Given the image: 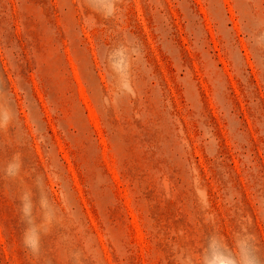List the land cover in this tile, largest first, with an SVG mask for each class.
<instances>
[{
    "label": "rangeland",
    "instance_id": "obj_1",
    "mask_svg": "<svg viewBox=\"0 0 264 264\" xmlns=\"http://www.w3.org/2000/svg\"><path fill=\"white\" fill-rule=\"evenodd\" d=\"M239 242L264 264V0H0V264Z\"/></svg>",
    "mask_w": 264,
    "mask_h": 264
},
{
    "label": "clouds",
    "instance_id": "obj_2",
    "mask_svg": "<svg viewBox=\"0 0 264 264\" xmlns=\"http://www.w3.org/2000/svg\"><path fill=\"white\" fill-rule=\"evenodd\" d=\"M25 247L32 248L27 236L24 238ZM238 248L241 251V264H255L250 251L247 250V245L243 242L238 243ZM205 264H236L233 257L225 255L223 250L216 243L210 244V247L205 256Z\"/></svg>",
    "mask_w": 264,
    "mask_h": 264
}]
</instances>
